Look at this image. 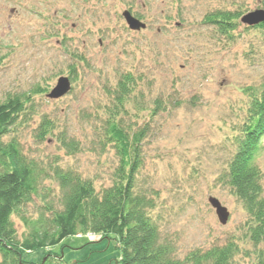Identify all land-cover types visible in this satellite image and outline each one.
<instances>
[{
  "label": "rangeland",
  "instance_id": "rangeland-1",
  "mask_svg": "<svg viewBox=\"0 0 264 264\" xmlns=\"http://www.w3.org/2000/svg\"><path fill=\"white\" fill-rule=\"evenodd\" d=\"M258 9L260 0H0V102L45 91L32 97L21 119L23 153L41 166L72 170L97 191L110 185L118 159L102 142L111 95L122 75L140 77L139 105L128 101L119 115L132 131L146 129L137 185L157 195L162 237L179 260L233 242L239 248L233 264H257L244 235L246 214L219 177L246 117L248 90L264 82V30L238 20L224 36L204 17ZM125 11L145 29L129 30ZM59 77L70 80V92L48 99ZM156 99L167 107L151 115ZM44 118L53 122L54 136L40 140ZM60 133L78 143L77 152L66 154L56 142ZM256 164L264 194V136ZM46 186L57 190L53 181ZM210 197L229 213L225 225ZM14 224L21 238L25 229ZM112 238L80 234L54 250L67 264H115L120 250Z\"/></svg>",
  "mask_w": 264,
  "mask_h": 264
},
{
  "label": "trees",
  "instance_id": "trees-1",
  "mask_svg": "<svg viewBox=\"0 0 264 264\" xmlns=\"http://www.w3.org/2000/svg\"><path fill=\"white\" fill-rule=\"evenodd\" d=\"M260 5L258 10L264 11V0ZM242 16V12L215 11L204 19L227 36L234 33ZM247 28L264 30V23ZM140 81V77L124 74L111 95L102 145L115 151L118 165L110 185L98 191L91 180L72 170L58 165L41 166L23 153L17 137L21 119L32 106V97L45 93L43 89L37 87L29 95L10 96L0 102V264H67L54 247L80 234L112 236L120 250L115 264H233L239 253L233 242L196 250L179 260L172 243L162 237L154 216L157 195L137 185L146 129L132 131L119 115L128 101L139 105ZM248 91L246 117L235 130L234 150L219 181L241 204L247 217L245 238L255 249L257 264H264L263 175L256 164L264 136V82L258 89ZM166 107L156 99L151 115ZM54 130L53 122L44 118L39 139L52 138ZM56 142L67 155L78 151V143L68 140L64 133L57 135ZM47 181L55 183L56 192L46 186ZM29 208L34 211L28 212ZM14 219L25 229L21 238ZM37 251L41 253L33 260L24 256Z\"/></svg>",
  "mask_w": 264,
  "mask_h": 264
},
{
  "label": "water",
  "instance_id": "water-1",
  "mask_svg": "<svg viewBox=\"0 0 264 264\" xmlns=\"http://www.w3.org/2000/svg\"><path fill=\"white\" fill-rule=\"evenodd\" d=\"M122 17L128 29L131 31L137 32L145 29L146 27L144 23L140 22L138 19L133 17L128 11H125L122 14ZM240 22L246 27H254L261 23H264V11L256 10L253 12H249L241 17ZM70 89H71V85L69 79L66 77H59L56 81L55 87L47 95V98L51 100L60 99L64 97L66 94H68L70 92ZM208 203L211 206V208L214 209L218 222L221 225H225L229 217V213L227 212L226 208H224L220 204V202L213 197L208 198Z\"/></svg>",
  "mask_w": 264,
  "mask_h": 264
},
{
  "label": "built area",
  "instance_id": "built-area-1",
  "mask_svg": "<svg viewBox=\"0 0 264 264\" xmlns=\"http://www.w3.org/2000/svg\"><path fill=\"white\" fill-rule=\"evenodd\" d=\"M86 235L92 236L91 234H86Z\"/></svg>",
  "mask_w": 264,
  "mask_h": 264
}]
</instances>
